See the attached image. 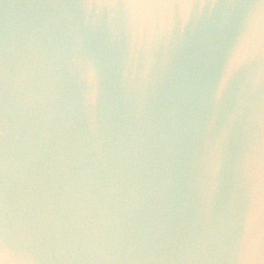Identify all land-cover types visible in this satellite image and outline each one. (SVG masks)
Instances as JSON below:
<instances>
[{
  "label": "water",
  "instance_id": "water-1",
  "mask_svg": "<svg viewBox=\"0 0 264 264\" xmlns=\"http://www.w3.org/2000/svg\"><path fill=\"white\" fill-rule=\"evenodd\" d=\"M0 264H264V0H0Z\"/></svg>",
  "mask_w": 264,
  "mask_h": 264
},
{
  "label": "snow or ice",
  "instance_id": "snow-or-ice-1",
  "mask_svg": "<svg viewBox=\"0 0 264 264\" xmlns=\"http://www.w3.org/2000/svg\"><path fill=\"white\" fill-rule=\"evenodd\" d=\"M107 2H112V0H107ZM183 0H126L128 6H143V7H160V6H178ZM3 241L0 240V244Z\"/></svg>",
  "mask_w": 264,
  "mask_h": 264
}]
</instances>
